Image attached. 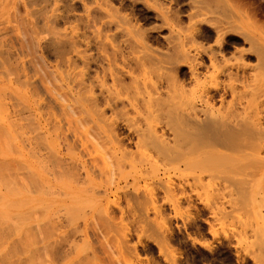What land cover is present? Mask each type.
Instances as JSON below:
<instances>
[{
    "label": "bare ground",
    "instance_id": "6f19581e",
    "mask_svg": "<svg viewBox=\"0 0 264 264\" xmlns=\"http://www.w3.org/2000/svg\"><path fill=\"white\" fill-rule=\"evenodd\" d=\"M224 1L0 0V84L10 83L5 98L14 107L3 120L14 139L26 129L27 202L44 210V264H142L150 242L163 252L175 230L171 213L201 198L209 160L223 190H235L236 245L264 251L257 229L243 227L253 206L250 168L264 164V112L247 111V101L226 103L249 69L246 49H232L238 55L229 61V43L240 41L227 38L238 27ZM224 6L230 19L208 16ZM214 19V44H203ZM225 56L231 64L218 63ZM213 65H222L221 80L208 78ZM247 151L262 156L252 160Z\"/></svg>",
    "mask_w": 264,
    "mask_h": 264
},
{
    "label": "rangeland",
    "instance_id": "374dc122",
    "mask_svg": "<svg viewBox=\"0 0 264 264\" xmlns=\"http://www.w3.org/2000/svg\"><path fill=\"white\" fill-rule=\"evenodd\" d=\"M222 1L224 0H221V2ZM226 1L228 0H225L223 4H225ZM228 2H226L228 3L227 6L228 7L230 6L229 8L231 9V12H233L234 17H232L233 15H231V19H230L229 16L231 13L229 12L230 13L229 14L227 12L230 9L227 8L226 11V7H225L226 4L224 6L225 7L224 10L227 13L221 10L220 13L217 14L214 13V15L209 14L208 16L214 17L216 15L215 16L216 19H220V18L223 19L228 17L227 19H230L231 21L234 19L232 22L238 28L237 30L236 28H234V30L232 29V31H230L226 35L228 36L227 37L228 40H230V37L232 36L233 37L239 36L238 40L240 42L236 44L228 42L230 48H229V53L227 54H229L230 56V54L233 53L230 51H234V55H236L237 54L236 50L246 49L247 52H244L245 53L244 59L246 60L245 63L248 66L247 70L249 69V71L248 74H246V79H244L245 83L240 80H235L233 82L237 86V90L236 93L233 95V97L232 96L227 97L226 103H237L239 100L243 102L247 101L248 103L247 111L253 110L261 113L264 112V59H263L264 57H261L264 56V51H263L264 50V31H263L264 30V0H230ZM186 8L188 10V7ZM224 13L228 15H225L226 17H224L223 16ZM216 19H214L213 21L211 20L212 22H207V24L205 23L206 28L210 29L209 31H211V33L208 35L209 38L208 36H206L207 39L202 41L203 44H214V36L212 30L214 29L213 25L218 24V23L214 24V21ZM152 24L153 23H151V25ZM243 30L245 34H247L248 36L250 35L252 36V38L251 36L250 38L251 40L252 39L254 40L253 46L251 47L249 46L253 44L251 43L253 41L250 42L248 40H245L243 38V35H241L242 33H244ZM11 33H12V37L10 35ZM11 33L9 34L10 39L12 38L11 40L15 41L13 38V35L15 36L14 34L15 32L12 31ZM11 40L10 42H12ZM248 42H250L251 44H249ZM190 44L194 45L195 43L194 44L190 43ZM235 48L236 50H232ZM259 49H261L262 51H260ZM31 51L32 50H30V52ZM260 52H262V55ZM29 53L24 58L26 61L27 60L30 61L28 64L27 62L25 63V66L26 64L28 65L26 67H29V65L31 66L35 65L33 55L30 56L31 53L30 54ZM45 53L43 54L45 55ZM46 54L49 55L50 57L45 56V58L48 57L50 61L51 59L53 60V55L51 52H47ZM234 55H232L233 57L231 56L230 58L225 56V61L218 63L219 64L234 63L235 61L232 59H235L238 54L236 56ZM228 58L229 61L232 60L233 62L230 61L231 63H229ZM257 58L259 61L257 60ZM262 59L263 61H261ZM252 65L254 66V68ZM214 66L215 65L210 66L211 69L210 71L209 69H207L208 72L205 71L204 69L201 70H204L206 72L209 79L221 80L220 71L222 65H220V67L218 68H215L217 65L215 67ZM249 67L252 70H250ZM179 72L180 73H178V76H180L181 78L183 77L182 78L183 80L188 78L187 64L186 66L185 64H183L182 69ZM5 82H1V84L2 83L5 84ZM1 84L0 87L3 89L5 88L7 91L2 93L0 89L2 95L0 96V98L4 97L3 101H1L2 98L0 99L1 101L0 106L2 108L0 111L1 113L0 116L2 115L1 116L2 118L0 117V130L1 128L2 129L4 128L2 131H0V134H2L3 132L2 137L0 135V264H29V263L33 264V262L35 264H44V260H43L44 250L42 251L43 248L41 247L43 246L41 245L44 241V237L42 235H44V225L46 224L41 222L44 221L43 220L45 215L43 212L44 210H42L43 207L42 206L40 207L39 204L37 206L36 202L33 203L29 199L28 200L30 202H27V198H29L28 191L26 190L27 180L25 177L27 175L26 164H25L27 163V157L25 155V151H24L25 149L23 148V145H25L24 142L25 137L23 136H26L24 132L26 129L23 126L21 129L18 128V132L19 133L22 132L24 135L20 133L21 134L20 137L19 133L18 134L14 133V135L17 134L16 139H14V137L11 135L12 129H7V127L9 128V126L8 123L6 122V119L9 118L8 116L11 115L14 107L12 106L11 104L12 102L10 101V99L7 100V98H9L8 97L9 94L7 92L11 90L10 83L9 82L8 84L6 83L4 85L5 87L2 86L3 84L2 85ZM15 85L18 86L19 83L13 84L12 86ZM3 94L4 95L6 94L7 98H5L6 95L4 96ZM217 106L220 107V105L218 104L215 107L217 108ZM3 115L4 117L7 115L8 118L6 117V119L3 120L4 119ZM4 130L9 131V132L7 131L8 136H6L7 133L5 134ZM216 150L217 151L215 152V154H217L218 157L220 158L222 155V151L220 150V148H217ZM247 152L252 154V155H248L252 157V160H254V158L256 157L262 156L256 153L255 151H247ZM234 156H235L234 153L229 152L225 160L231 161V159ZM220 160H222V157L220 158ZM213 162L215 161L209 160L207 162V165H205L204 167L205 168L204 171L206 172H205L203 187L201 190L203 195L201 196L202 199L201 198H200L201 200L199 199L200 202L199 200L196 201L197 203L195 204V206L193 205L187 206L184 204L179 208L178 212L175 213L176 215L171 213L173 217L172 222L174 221L172 224L175 230L173 236L169 237L168 245L163 244L164 247L165 246L167 247V248L165 247L164 251L166 252V254H168L171 257L174 255L173 257L175 258L176 264H262V262L264 264V251L246 252L247 250H241L236 245L235 242L236 238L234 235L235 234L234 231H236L235 226H238V224L236 221V213H234L235 211L232 208L235 207L234 205L235 202L233 203L234 198L232 197L234 196V194L232 193H235V190L233 189V192L231 191L232 193L229 192L231 188H228L229 191L227 189L223 190L224 188L222 187V183H221L222 177L218 173H213L212 169H210L209 164ZM257 167L260 168L258 169ZM228 168L230 169V171L235 172V169L232 166H229ZM254 168L253 169L250 168V173H252L251 171L254 172V175L251 174V176L253 175L252 176L253 183L251 184L252 186L251 192L253 195V206L252 208L251 206L249 207L251 211L249 210L248 213L249 215L245 217L243 227L246 230L250 229L249 230L250 232L252 228L257 229L258 237L260 238V240L263 239L262 241H264V202H263L264 201L263 200L264 164H259L258 166L257 163V166H255ZM217 186H219V188L220 187L222 188L223 197H221L222 195H220L219 197L218 195L219 192L217 193L216 191V190L219 191ZM217 200H219V202ZM29 203L30 204L33 203V205H29ZM222 203H223V207L221 208H227L225 211H228V215L225 216L222 215L220 211V206H222ZM63 211L61 212L62 215L64 214ZM30 213H32V215ZM52 217L54 219L56 218V216L55 217L52 216ZM53 218L51 222L54 221L53 222L54 224L52 223V226L54 227L56 222ZM66 218L67 216L65 217V220ZM66 222L67 221H65L64 223ZM39 226L40 227L43 226V228L41 227L43 231ZM52 226L50 227V231L53 232V233L51 232L52 233L51 235L56 238L55 234L58 231H55L57 229L54 230ZM91 231H90L91 233L90 232L88 233L91 234V236L88 235V239L90 243L91 242L93 243L95 234H92L93 230ZM75 237H77V235ZM79 237L80 235L78 234V238ZM257 239H256V243H260L261 241ZM250 240H252V238ZM96 241L98 243H96ZM99 241H100L99 238H95V241L93 243L96 244L95 247L98 245L97 246L98 253H99ZM79 242H80V238L78 239L77 243L81 244V242L80 243ZM149 244H150L149 245L150 248H147L142 252L140 251V258H139L141 259L140 262L141 263L143 262L142 264H147L144 261L147 262L149 261L150 263L148 262V264H151L153 261H155L156 264H166V262L163 261L164 251L163 252L161 251V253H163L161 254L159 248H157L152 242H150ZM163 245L161 247H163ZM143 253L145 256L143 255ZM99 254L101 255V253ZM143 257L145 259H143Z\"/></svg>",
    "mask_w": 264,
    "mask_h": 264
}]
</instances>
